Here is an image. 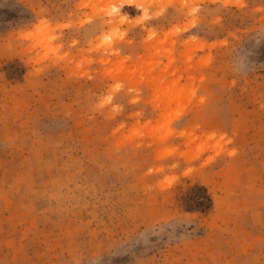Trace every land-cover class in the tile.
Returning <instances> with one entry per match:
<instances>
[{
  "label": "rangeland",
  "instance_id": "1",
  "mask_svg": "<svg viewBox=\"0 0 264 264\" xmlns=\"http://www.w3.org/2000/svg\"><path fill=\"white\" fill-rule=\"evenodd\" d=\"M0 264H264V0H0Z\"/></svg>",
  "mask_w": 264,
  "mask_h": 264
},
{
  "label": "trees",
  "instance_id": "2",
  "mask_svg": "<svg viewBox=\"0 0 264 264\" xmlns=\"http://www.w3.org/2000/svg\"><path fill=\"white\" fill-rule=\"evenodd\" d=\"M206 200L210 202V199L206 198ZM200 204H202V203H200Z\"/></svg>",
  "mask_w": 264,
  "mask_h": 264
}]
</instances>
